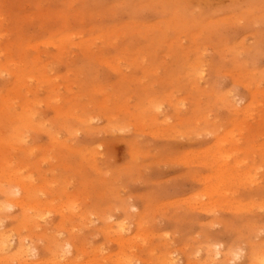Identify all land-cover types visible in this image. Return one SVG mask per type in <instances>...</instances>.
<instances>
[{
	"label": "rangeland",
	"instance_id": "374dc122",
	"mask_svg": "<svg viewBox=\"0 0 264 264\" xmlns=\"http://www.w3.org/2000/svg\"><path fill=\"white\" fill-rule=\"evenodd\" d=\"M0 205L39 264H257L264 0H0Z\"/></svg>",
	"mask_w": 264,
	"mask_h": 264
},
{
	"label": "bare ground",
	"instance_id": "6f19581e",
	"mask_svg": "<svg viewBox=\"0 0 264 264\" xmlns=\"http://www.w3.org/2000/svg\"><path fill=\"white\" fill-rule=\"evenodd\" d=\"M20 117H19L21 120L20 122H23L25 115H21ZM24 124H26L25 121ZM16 192L17 190L11 192L10 198H13L14 195L13 193ZM18 202H22V200H19ZM35 204L36 205H31L32 208L40 209L41 206L38 203ZM2 226H3V222L1 219L0 220V260H4L7 262H17V264H39L41 258L38 256H35L34 260L30 261V257L34 255V253L31 252L30 244L28 243V241H26L29 238L26 239V235L25 236L20 235L18 237L15 236L16 239H13L14 235L12 236L10 231L5 230V228H2ZM122 230H123L122 226H116L114 231L117 233L118 238H121ZM71 248H74V245L69 240H63V239L61 240L55 238L52 242L50 241L49 252L55 258L60 256V264H70L71 263L70 257H67V255L71 254ZM218 253L220 252L214 251V249L210 248L209 246L204 247L201 264H214L215 263L214 256H217ZM153 255L154 254H152L151 256ZM157 258L161 262L166 260L164 255L158 256ZM249 259L252 263L264 264V250H257V249L252 250Z\"/></svg>",
	"mask_w": 264,
	"mask_h": 264
}]
</instances>
